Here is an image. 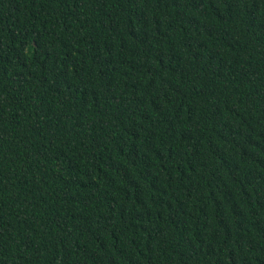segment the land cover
Instances as JSON below:
<instances>
[{"label":"trees","instance_id":"trees-1","mask_svg":"<svg viewBox=\"0 0 264 264\" xmlns=\"http://www.w3.org/2000/svg\"><path fill=\"white\" fill-rule=\"evenodd\" d=\"M0 264H264V0H0Z\"/></svg>","mask_w":264,"mask_h":264}]
</instances>
